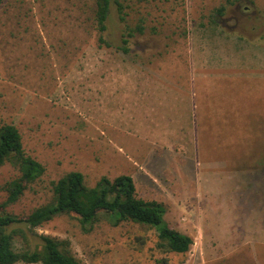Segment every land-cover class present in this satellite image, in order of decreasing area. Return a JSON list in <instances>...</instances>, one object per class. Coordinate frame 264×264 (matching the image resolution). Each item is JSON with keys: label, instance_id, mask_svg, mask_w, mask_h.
I'll list each match as a JSON object with an SVG mask.
<instances>
[{"label": "rangeland", "instance_id": "374dc122", "mask_svg": "<svg viewBox=\"0 0 264 264\" xmlns=\"http://www.w3.org/2000/svg\"><path fill=\"white\" fill-rule=\"evenodd\" d=\"M123 5L125 22L113 15L102 44L94 0H3L0 126H15L45 168L7 212L50 202L71 171L89 187L127 175L192 237L186 254L105 218L86 232L60 215L36 232L68 241L81 264H264V0ZM17 176L0 168V203Z\"/></svg>", "mask_w": 264, "mask_h": 264}, {"label": "trees", "instance_id": "16d2710c", "mask_svg": "<svg viewBox=\"0 0 264 264\" xmlns=\"http://www.w3.org/2000/svg\"><path fill=\"white\" fill-rule=\"evenodd\" d=\"M2 4L0 0V7ZM113 15L119 22H125L123 0H94V27L101 35L102 44H108L102 34ZM134 30L141 34L143 27L139 24ZM127 36L132 37L133 31ZM122 43L126 44L127 40L123 39ZM121 50L128 52L126 47ZM7 163L17 170L18 176L2 186L6 199L0 203V264H81L72 254L68 241L36 232L38 227L60 215L74 217L86 232L101 218L113 225L131 222L147 226L155 231L156 248L165 253L186 254L193 245L191 236L171 228L164 220L162 203L137 195L134 181L127 175L112 180L103 176L89 187L80 172L71 171L52 182L50 202L25 217L8 213L7 208L45 172L40 162L25 153L21 135L11 124L0 126V168ZM17 239L21 243L19 248L15 245Z\"/></svg>", "mask_w": 264, "mask_h": 264}, {"label": "crops", "instance_id": "0c3cea01", "mask_svg": "<svg viewBox=\"0 0 264 264\" xmlns=\"http://www.w3.org/2000/svg\"><path fill=\"white\" fill-rule=\"evenodd\" d=\"M201 236H203V237H201V250H203V247H204V235L201 233ZM228 242V241H227ZM211 247H214L213 245H211L210 246V248ZM201 253H202V251H201Z\"/></svg>", "mask_w": 264, "mask_h": 264}]
</instances>
